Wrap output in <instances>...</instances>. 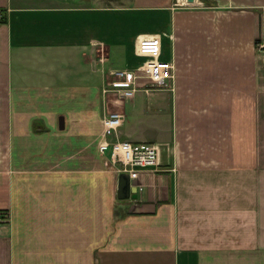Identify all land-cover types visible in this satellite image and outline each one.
Wrapping results in <instances>:
<instances>
[{"label": "crops", "instance_id": "obj_1", "mask_svg": "<svg viewBox=\"0 0 264 264\" xmlns=\"http://www.w3.org/2000/svg\"><path fill=\"white\" fill-rule=\"evenodd\" d=\"M0 13V264H264V0H0ZM150 35L173 91L123 103L112 140L163 153L119 200L92 63L100 44L109 69L133 66Z\"/></svg>", "mask_w": 264, "mask_h": 264}, {"label": "built area", "instance_id": "obj_2", "mask_svg": "<svg viewBox=\"0 0 264 264\" xmlns=\"http://www.w3.org/2000/svg\"><path fill=\"white\" fill-rule=\"evenodd\" d=\"M2 19L0 13V22ZM97 47L95 61L105 64L108 62L107 52L103 45L98 44ZM256 47L264 58V40L258 41ZM136 56L139 60L133 66L103 71V74L111 78V83L105 84L102 90L106 105H110L108 100L111 95L116 97L112 104L121 105L134 99L139 92L147 93L157 89L173 91L175 66L161 59L162 42L159 35L141 38L136 46ZM123 121L124 114L120 110L106 111L102 118V140L98 144V151L101 155H108V160L119 167L116 169L119 175L128 174L130 181H134L141 172L158 169L161 150L154 143L112 140ZM9 220L8 212L0 211V224H7Z\"/></svg>", "mask_w": 264, "mask_h": 264}, {"label": "rangeland", "instance_id": "obj_3", "mask_svg": "<svg viewBox=\"0 0 264 264\" xmlns=\"http://www.w3.org/2000/svg\"><path fill=\"white\" fill-rule=\"evenodd\" d=\"M120 58V57H119ZM97 61H95V62H93L92 63V66H94V67H96V71H97V73H98V75H97V86L98 87H100V84H101V80H102V86H105V84L106 85H109L110 83H111V78L109 77V75L108 74H103V71L104 70H107V69H109V65H106V63L105 64H102V63H99V62H97L98 64H101V65H98L97 63H96ZM102 78V79H101ZM102 90H103V88H101V90H100V93L99 94H101V96H102V100H103V102H104V97H103V95H102ZM155 92H164V93H166L167 95L169 94V92L167 91V90H159V89H157V90H151V91H149V92H147V93H145V94H151V93H155ZM170 92H172V91H170ZM110 99H111V102H113L114 100H116V97H113L112 95L110 96ZM127 102V101H126ZM105 103V102H104ZM102 105V104H101ZM122 105V104H121ZM121 105L119 104H112V105H110V109L112 110V111H115V110H121L120 108H121ZM111 110H108V111H111ZM105 114H106V112H105ZM121 128V127H120ZM119 128V129H120ZM118 129V130H119ZM118 132V131H117ZM167 145V144H166ZM170 144L168 143V145L166 146V147H168ZM159 147H160V150H161V153H163V149H161V145H158ZM163 148V147H162ZM109 164H111V166H112V168L114 169V170H116V169H118L119 167L116 165V166H114L111 162L109 163ZM128 175V174H127ZM130 183H131V181H130Z\"/></svg>", "mask_w": 264, "mask_h": 264}, {"label": "water", "instance_id": "obj_4", "mask_svg": "<svg viewBox=\"0 0 264 264\" xmlns=\"http://www.w3.org/2000/svg\"><path fill=\"white\" fill-rule=\"evenodd\" d=\"M192 2L193 0H188ZM136 188L131 186L129 176L125 173L119 175L117 184V198L125 200L128 198H135Z\"/></svg>", "mask_w": 264, "mask_h": 264}, {"label": "trees", "instance_id": "obj_5", "mask_svg": "<svg viewBox=\"0 0 264 264\" xmlns=\"http://www.w3.org/2000/svg\"><path fill=\"white\" fill-rule=\"evenodd\" d=\"M4 19V18H3ZM3 19H2V21L0 22V23H2L3 22Z\"/></svg>", "mask_w": 264, "mask_h": 264}]
</instances>
